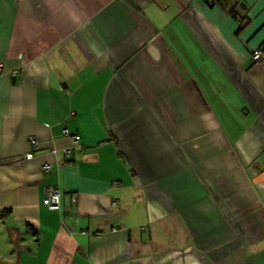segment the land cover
<instances>
[{
	"label": "crops",
	"instance_id": "obj_1",
	"mask_svg": "<svg viewBox=\"0 0 264 264\" xmlns=\"http://www.w3.org/2000/svg\"><path fill=\"white\" fill-rule=\"evenodd\" d=\"M0 264H264V0H0Z\"/></svg>",
	"mask_w": 264,
	"mask_h": 264
},
{
	"label": "built area",
	"instance_id": "obj_2",
	"mask_svg": "<svg viewBox=\"0 0 264 264\" xmlns=\"http://www.w3.org/2000/svg\"><path fill=\"white\" fill-rule=\"evenodd\" d=\"M262 55H263L262 48H257L252 52L251 59L254 62H258L262 58ZM62 133L64 136H70L71 137L75 148H80V145H79L80 137L77 134L76 135L75 134L69 135L67 128H64ZM30 144L32 146L35 145L34 139H32V138L30 139ZM69 151L70 150H63L64 156H68ZM52 152H55L54 148L52 149ZM32 156H33V154L29 153V154H26L25 158L30 159ZM49 169H50L49 164H44L42 166V170L44 172L48 171ZM60 198H61V194H60V191L58 189H49V190H47L46 197L43 199V204L51 210H58L60 208ZM72 201L75 202V199H73ZM113 205L116 206V203L114 202Z\"/></svg>",
	"mask_w": 264,
	"mask_h": 264
},
{
	"label": "trees",
	"instance_id": "obj_3",
	"mask_svg": "<svg viewBox=\"0 0 264 264\" xmlns=\"http://www.w3.org/2000/svg\"><path fill=\"white\" fill-rule=\"evenodd\" d=\"M203 1L210 6L218 5L223 8H226L227 6H229L231 2L239 3V0H203ZM230 14L234 16V13L232 11H230ZM239 30L240 28H238L236 32H238Z\"/></svg>",
	"mask_w": 264,
	"mask_h": 264
}]
</instances>
